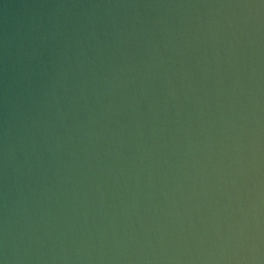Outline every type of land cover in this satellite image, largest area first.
<instances>
[{"label":"water","instance_id":"water-1","mask_svg":"<svg viewBox=\"0 0 264 264\" xmlns=\"http://www.w3.org/2000/svg\"><path fill=\"white\" fill-rule=\"evenodd\" d=\"M0 264H264V0H0Z\"/></svg>","mask_w":264,"mask_h":264}]
</instances>
